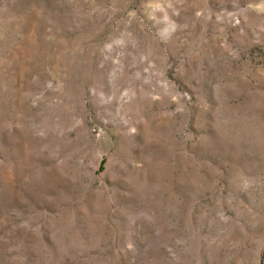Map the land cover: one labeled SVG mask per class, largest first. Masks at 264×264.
I'll list each match as a JSON object with an SVG mask.
<instances>
[{"label": "rangeland", "instance_id": "1", "mask_svg": "<svg viewBox=\"0 0 264 264\" xmlns=\"http://www.w3.org/2000/svg\"><path fill=\"white\" fill-rule=\"evenodd\" d=\"M0 264H264V0H0Z\"/></svg>", "mask_w": 264, "mask_h": 264}]
</instances>
